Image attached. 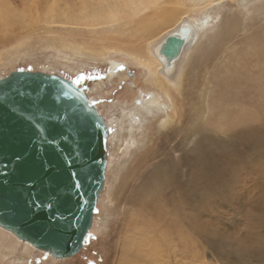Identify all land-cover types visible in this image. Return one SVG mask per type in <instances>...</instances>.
Returning a JSON list of instances; mask_svg holds the SVG:
<instances>
[{"label":"rangeland","instance_id":"374dc122","mask_svg":"<svg viewBox=\"0 0 264 264\" xmlns=\"http://www.w3.org/2000/svg\"><path fill=\"white\" fill-rule=\"evenodd\" d=\"M3 1L10 13L8 20L0 18V78L13 71L27 70L55 74L71 81L87 93L88 99L106 119L109 138L105 186L81 252L70 259L56 260L26 242L21 241L14 249L15 244L11 243L15 241L0 228V235H6L0 237L1 241L5 239L4 245L0 244V264H264V238L260 247L259 244L254 247L244 245L240 240L242 237H239L247 225L244 226L238 207L245 208L248 195H242L236 201L237 210L226 206L225 215L229 218L234 216L231 223L216 225V229L208 227L206 234L209 237L195 229L194 233H188L187 238L183 229L172 231L158 226L160 229L154 230L155 227L150 225L155 220L153 211L141 208L139 192L156 160L157 155L149 154L164 150L176 154L178 141L190 133L194 125L202 126L205 132L222 141L236 129V124H232L221 132L224 125L232 119L253 115L256 125L264 131V7L256 5L250 15L238 3L225 1L214 5L221 7L219 18L213 24L214 31H208L210 38H195L191 43L195 52L184 76L181 118L169 130L170 140L165 142L160 134L155 135L146 151L145 141L155 124L152 116L148 118L146 131L139 137L141 142L138 146L127 149L122 146L132 118L126 121L128 124L124 129L120 127L126 118L123 114L141 99L140 91H151L143 68L130 63L126 65L125 61L119 60L124 63L123 73L122 70L117 71L110 78L111 62L117 61V56L105 62L76 56L67 62L58 53L59 46H52L58 38L70 34L69 31H75V34L86 31L85 28L64 24L65 16L70 17L72 12L77 15L83 3L90 5L96 1ZM221 25L225 26L223 31H219ZM60 33L63 36L59 37ZM101 82L103 86L97 88ZM201 112H205L203 118H199L204 125L198 120ZM195 146L193 143L185 148V152L192 151ZM144 150V159L138 160V154ZM126 162L128 168L119 175L120 165ZM259 165L260 183L264 188L263 158H260ZM252 174L256 176L254 172ZM256 194L258 192H254L252 197ZM170 213L167 211L168 216ZM153 242L156 248L150 247Z\"/></svg>","mask_w":264,"mask_h":264},{"label":"bare ground","instance_id":"6f19581e","mask_svg":"<svg viewBox=\"0 0 264 264\" xmlns=\"http://www.w3.org/2000/svg\"><path fill=\"white\" fill-rule=\"evenodd\" d=\"M95 1V4H81L77 15L71 11L70 17L65 16L64 24L85 28L86 31H79V34L69 31L70 34H64V37H60L61 32L58 35L60 38L56 37L59 40L51 45L65 50L62 53L58 48V53L67 62L76 56H86L88 61L101 62L117 56V61L111 62L110 78L114 77L117 71L122 70L123 73L124 63L119 60L125 61L126 65L130 63L132 66L143 68L147 74L146 83L152 92L146 90L142 93L143 91L139 90L141 99L138 98L139 100L130 106V111L123 114L126 118L120 127L124 129V125L128 124L126 121L129 122L130 117L132 118L131 125L127 127V137L122 139V146L126 149L138 146L141 142L139 137L146 131L148 118L152 116L151 120L155 124L147 135L146 149L144 148L146 151L147 145L155 135L160 134V138H165V142L170 140L168 132L181 118L180 97L183 95L184 76L195 52L191 43L195 38H210L208 31H214L213 24L219 18L221 7L214 5L225 1L238 3L250 15L256 5L264 7V0ZM6 8L4 1L0 0V18L8 20L10 12ZM230 21L232 22V19ZM183 26H189L192 33L173 72L168 73L165 70V57L158 55L156 48L167 35L178 32ZM224 29L225 26L221 25L219 31ZM102 86V82L98 83L97 88ZM202 114L205 112H201L198 120L204 125L199 119L203 118ZM232 124H236V129L222 141L213 138L197 124L178 141L176 154L171 151L164 152L165 150L158 154H149L157 155L156 160L150 173H145L147 176L145 175L144 182L142 181L143 189L139 188V192L141 208L153 211L155 220H150L153 221L150 225L155 227L154 230L160 227H168L172 231L183 229L188 238V233H194L196 229L198 233L203 232V236L209 237L206 234L208 227L216 229V225H225L234 220V216L229 218L225 215L226 206L237 210L236 201L242 195H248V200H245L248 205L245 203L244 209L238 207V212L242 214L240 217H243L244 226L247 225L248 230L241 228L243 233L239 237H242L240 240L246 246H261L264 238V188L260 183L258 168L260 158L264 159V131L256 125L255 117L249 115L240 120L232 119L221 128V132L228 130ZM193 143L196 144L193 150L185 152V148ZM145 150L138 154V160L144 159ZM127 164L128 162L120 165L119 175L128 168ZM254 192L258 194L252 197ZM167 211L172 214L168 216ZM244 230L247 231L244 233ZM6 233L15 241L11 243L15 244V249L21 240L9 231ZM2 235V238L6 236ZM2 238L0 244L4 245L5 239L3 242ZM150 247L156 248L157 245L153 242Z\"/></svg>","mask_w":264,"mask_h":264},{"label":"water","instance_id":"95a60500","mask_svg":"<svg viewBox=\"0 0 264 264\" xmlns=\"http://www.w3.org/2000/svg\"><path fill=\"white\" fill-rule=\"evenodd\" d=\"M192 30L156 48L172 73ZM106 119L71 81L19 70L0 78V227L56 260L88 239L105 186Z\"/></svg>","mask_w":264,"mask_h":264}]
</instances>
